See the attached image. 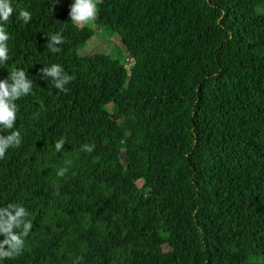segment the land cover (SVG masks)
<instances>
[{
  "label": "trees",
  "instance_id": "trees-1",
  "mask_svg": "<svg viewBox=\"0 0 264 264\" xmlns=\"http://www.w3.org/2000/svg\"><path fill=\"white\" fill-rule=\"evenodd\" d=\"M72 1L11 0L0 20V80L33 81L0 128L22 137L0 159V207L24 206L33 227L0 264H264V0H103L91 26L73 24ZM98 30L130 72L80 55ZM53 64L75 77L67 92L41 78Z\"/></svg>",
  "mask_w": 264,
  "mask_h": 264
},
{
  "label": "clouds",
  "instance_id": "clouds-1",
  "mask_svg": "<svg viewBox=\"0 0 264 264\" xmlns=\"http://www.w3.org/2000/svg\"><path fill=\"white\" fill-rule=\"evenodd\" d=\"M103 0H74L70 7V18L73 24L77 26H85L93 24L98 18V5ZM14 9L11 0H0V20L8 22ZM18 19L24 24H28L31 20V13L21 10ZM9 34L5 28L0 25V63L9 60V48L7 41ZM48 48L52 53H59L61 45L65 43L61 33H56L48 37ZM41 78H52L54 86L62 91L67 92L68 85L75 79L74 76L67 74L63 67L59 64H53L50 67H44L41 70ZM33 81L28 79L26 72L22 69H13L7 79L0 80V128L12 130L15 128L17 114L19 112L16 103L21 97L27 96L32 92ZM22 143V137L18 130L10 131L8 135H0V159H3L9 148L19 147ZM65 140L61 138L55 143L57 152L64 148ZM82 151H94V145H82ZM67 165L71 161L65 162ZM68 171L67 167L61 168L58 175L63 177ZM57 195L59 192L57 191ZM29 213L26 208L19 204H8L6 207H0V235L5 239L0 241V259L13 258L22 253L25 247L24 238L27 237L32 230L33 224L28 219ZM19 229V231H17ZM7 246V247H6ZM77 258L76 264L82 260Z\"/></svg>",
  "mask_w": 264,
  "mask_h": 264
},
{
  "label": "rangeland",
  "instance_id": "rangeland-1",
  "mask_svg": "<svg viewBox=\"0 0 264 264\" xmlns=\"http://www.w3.org/2000/svg\"><path fill=\"white\" fill-rule=\"evenodd\" d=\"M74 0L72 1V4ZM71 4V5H72ZM61 9V6L58 5L55 13ZM85 26H91L85 25ZM81 56H86L91 58V62L95 63L106 55H111L113 58L119 60V62L127 69L128 72L131 71L132 65L128 62V52L127 50L120 44V39L116 36L109 37L104 33V30L96 31L95 36L91 39L88 45L81 51ZM123 161L125 162V157H122V160L116 158L113 164L120 169L123 165ZM158 255L160 258H167L170 255V250L168 248H163L162 250H158Z\"/></svg>",
  "mask_w": 264,
  "mask_h": 264
}]
</instances>
